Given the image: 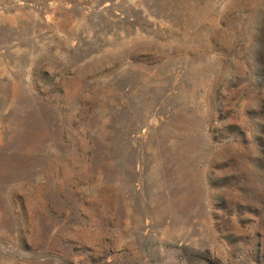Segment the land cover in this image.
<instances>
[{"label":"rangeland","instance_id":"obj_1","mask_svg":"<svg viewBox=\"0 0 264 264\" xmlns=\"http://www.w3.org/2000/svg\"><path fill=\"white\" fill-rule=\"evenodd\" d=\"M264 264V0H0V264Z\"/></svg>","mask_w":264,"mask_h":264},{"label":"trees","instance_id":"obj_2","mask_svg":"<svg viewBox=\"0 0 264 264\" xmlns=\"http://www.w3.org/2000/svg\"><path fill=\"white\" fill-rule=\"evenodd\" d=\"M210 264H216L215 262H210Z\"/></svg>","mask_w":264,"mask_h":264}]
</instances>
